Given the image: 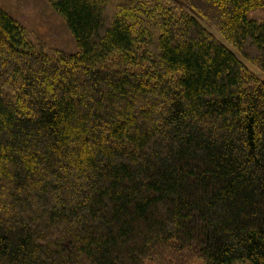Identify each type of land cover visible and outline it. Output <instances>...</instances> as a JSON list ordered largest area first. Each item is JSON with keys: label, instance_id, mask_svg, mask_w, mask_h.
Returning a JSON list of instances; mask_svg holds the SVG:
<instances>
[{"label": "trees", "instance_id": "trees-1", "mask_svg": "<svg viewBox=\"0 0 264 264\" xmlns=\"http://www.w3.org/2000/svg\"><path fill=\"white\" fill-rule=\"evenodd\" d=\"M46 1L74 51L0 4V264H264V0Z\"/></svg>", "mask_w": 264, "mask_h": 264}, {"label": "rangeland", "instance_id": "rangeland-1", "mask_svg": "<svg viewBox=\"0 0 264 264\" xmlns=\"http://www.w3.org/2000/svg\"><path fill=\"white\" fill-rule=\"evenodd\" d=\"M0 4L26 27L31 40L40 48L47 52L56 49L65 52L74 51V42L64 21L46 0H0ZM254 16L261 19L263 13L258 12ZM211 32L225 42L215 30ZM240 58L253 74L264 81V76L255 66L244 58ZM195 264H201V262Z\"/></svg>", "mask_w": 264, "mask_h": 264}]
</instances>
